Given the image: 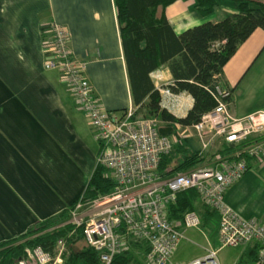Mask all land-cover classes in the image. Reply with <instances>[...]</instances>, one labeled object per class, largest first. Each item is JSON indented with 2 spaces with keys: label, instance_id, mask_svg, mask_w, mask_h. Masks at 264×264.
I'll use <instances>...</instances> for the list:
<instances>
[{
  "label": "crops",
  "instance_id": "crops-1",
  "mask_svg": "<svg viewBox=\"0 0 264 264\" xmlns=\"http://www.w3.org/2000/svg\"><path fill=\"white\" fill-rule=\"evenodd\" d=\"M194 7L195 0H179L166 9L177 36L238 11L222 4L203 18ZM52 22L69 32L71 51L86 64V77L106 111L141 108L143 114L149 101L135 103L114 0H0V243L68 210L85 194L97 166L94 130L60 74L44 68ZM263 55L264 32L257 30L224 69L222 83L232 91L230 110L236 118L259 112L239 100L242 81L261 66ZM150 78L156 90L174 82L167 66ZM91 136L98 143L96 153ZM186 144L194 146L191 140ZM251 171L226 195L248 219L256 215L249 194L263 186ZM259 171L264 174V166Z\"/></svg>",
  "mask_w": 264,
  "mask_h": 264
},
{
  "label": "built area",
  "instance_id": "built-area-1",
  "mask_svg": "<svg viewBox=\"0 0 264 264\" xmlns=\"http://www.w3.org/2000/svg\"><path fill=\"white\" fill-rule=\"evenodd\" d=\"M49 32L44 68L58 72L72 91L99 143L97 164L115 183L110 194L90 202L89 211L81 213L84 204L80 200L71 213L70 223L83 229L86 243L99 252L102 264H111L116 256L131 251L132 244L145 248L134 253L142 264H178L173 255L184 238L182 229H202L197 211L186 213L180 221L170 218L178 196L189 190L217 214L222 248L258 244L255 264H264V225L242 217L226 199L228 191L250 169L264 163V112L234 117L230 110L232 91L219 86L217 106L211 113L190 127L177 124V136L161 135L163 122L141 114V108L106 111L86 77V64L71 51L69 32L55 22L49 25ZM157 90L163 110L176 118L187 116L194 101L190 95L174 94L169 86ZM186 140L194 143L190 148L202 155L204 162L163 177L159 172L163 158ZM65 247L64 241H58L56 256L37 247L30 254L31 260L16 264H63ZM207 253L189 264H219L216 251Z\"/></svg>",
  "mask_w": 264,
  "mask_h": 264
},
{
  "label": "trees",
  "instance_id": "trees-1",
  "mask_svg": "<svg viewBox=\"0 0 264 264\" xmlns=\"http://www.w3.org/2000/svg\"><path fill=\"white\" fill-rule=\"evenodd\" d=\"M177 1L114 0L135 103L141 104L149 98L142 106L147 110V117H158L163 122L160 134L165 136L174 134L177 124L193 126L215 109L217 88L229 89L222 83L225 67L257 30L264 32V0H195L194 9L203 18L213 15L223 1L233 2L238 11L219 22H207L177 36L166 17V9ZM163 66L169 68L174 79L169 86L171 91L188 93L194 100L193 108L185 118H176L160 106V93L150 74ZM204 160L185 143L163 158L159 172L163 177L172 176L186 172ZM114 186L107 170L97 164L80 200L90 203L110 194ZM77 202L61 214L35 224L20 238L0 243V264L28 260L37 247L54 254L60 240L65 242L68 251L63 264H102L99 252L86 243L83 229L68 223ZM199 202L195 191L181 193L170 209V218L180 221L186 213L197 211L202 228L210 227L213 221L218 222L217 214L205 206L199 208ZM81 242L84 246L76 248ZM139 250L145 251V248L132 244L131 251L116 256L111 264H132L136 260L134 253ZM259 251L258 244L248 246L240 264H255Z\"/></svg>",
  "mask_w": 264,
  "mask_h": 264
},
{
  "label": "rangeland",
  "instance_id": "rangeland-1",
  "mask_svg": "<svg viewBox=\"0 0 264 264\" xmlns=\"http://www.w3.org/2000/svg\"><path fill=\"white\" fill-rule=\"evenodd\" d=\"M222 4L226 5V7H229V8H231V6L236 7V5L231 1H223ZM219 18H223V14H221ZM258 63H260L261 66L257 68V64H256L254 68H251L248 76L241 83V86H242L241 91L243 89L244 94L242 98L240 97L239 102L243 103L244 101H248L249 103L247 104L249 106L254 105L256 108H258L257 110H259V112H264V55L259 59ZM260 74H261V79L260 77H258V75ZM257 82H258V85L256 84ZM242 99L243 101H241ZM143 114L146 115L147 110H145ZM91 128L92 127H90V129ZM172 135L177 136L178 135L177 130ZM90 146L92 150L95 151V153L98 151V143L94 141L93 137H92V142ZM221 147L223 148V146ZM263 166H264V163L259 164L258 166L250 169V171L252 170L250 172L252 173V175H256L258 176V178H260V181L263 183V186H260V191H252L249 194V200L250 202H252L251 209L256 212V215H254L250 219H254L257 222L261 223L262 225H264V174H261L260 171L258 172V170ZM100 198H104V196H100L99 198H96L95 200H98ZM83 204H84V207L82 208L81 213L84 214L85 212L91 209L92 205L90 203H83ZM198 206L199 208H201L204 205L202 204V202H199ZM70 221H71V218L68 221L69 224H71ZM75 232H76V229H74V233ZM182 234L184 238L180 242L177 250L175 251L173 255V261L178 264H189L196 259H200L208 254L207 253L208 250H213L217 252V259H218L219 264H240L247 250V247H239V248L224 247L222 248V245L219 241V235H218V223L215 221L212 222V225L209 228H202L200 230L182 229ZM84 244L85 243L81 242L75 247L82 248ZM67 252L68 251L65 247V255ZM56 253L58 254L57 244L54 250V254L52 255L56 256ZM137 259L136 260L139 261L140 264H142V260L140 259V257H138ZM136 260L135 262L133 261L132 264H139Z\"/></svg>",
  "mask_w": 264,
  "mask_h": 264
}]
</instances>
